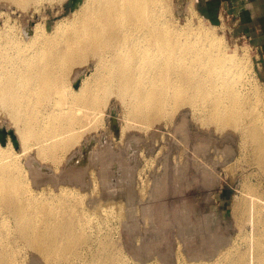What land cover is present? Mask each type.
<instances>
[{
    "label": "bare ground",
    "instance_id": "6f19581e",
    "mask_svg": "<svg viewBox=\"0 0 264 264\" xmlns=\"http://www.w3.org/2000/svg\"><path fill=\"white\" fill-rule=\"evenodd\" d=\"M40 1L0 0V8L5 10L15 5L24 11ZM69 4L71 19L58 23L51 33L39 24L33 31L25 27L23 38H17L9 48L4 45L10 44L11 39L0 35V116H9L17 124L14 133L22 149V154L14 151L9 135L4 149L0 148V264L130 263L113 237L101 230V223L109 226L110 231L115 221L124 222L126 201L104 206L102 199L107 197L100 192L97 181L90 191H85L82 173L75 175L73 170L70 175L69 171L78 157L72 148L81 142L86 131L90 116L87 110L96 111L105 106L109 96H115L124 105L130 122L146 125V128L161 122L174 126L175 130H171L176 131L186 148L192 141L189 123L192 121L198 125L196 133L204 130L211 136L213 131L221 132L226 133V140H233V132H237L241 138L240 153L249 151L244 155L264 166V113L259 107L258 91L246 92L242 85L241 63L246 57L230 53L222 38L202 27H197L196 31L188 23L183 28L173 27L167 12L162 10L167 6L166 0H69ZM89 57L95 65L94 73L85 77L74 91L73 80L69 77L71 70ZM84 107L85 112L82 111ZM188 114L192 121L188 120ZM111 115L113 118L114 113ZM177 116L183 118L179 123ZM111 123L113 130L118 131L115 118ZM134 126L142 130V126ZM126 129L128 126L122 128L120 137L125 138ZM196 133L195 136L203 135ZM210 140L196 139V145H192V153L201 161H193L199 177L203 176L198 185L208 190L217 184V169L208 168L210 160L205 158V152L210 148L219 149L218 142L213 137ZM33 148L36 149L35 159L54 165L56 175L47 173L49 179H43L38 164L28 159ZM223 151L226 162L234 159V146H227ZM23 156L28 159L26 164L22 162ZM190 160L187 158L186 164L172 174L168 172L163 179L158 178L151 195H162L166 192L165 186L169 188L170 185L174 191L183 192V186L191 183ZM62 164L65 165L63 170L60 169ZM104 173L106 185L110 181L109 178L105 180ZM143 186L129 194L145 197L150 186ZM245 186V191L252 195L249 198L243 195L239 210L236 204L233 213L251 215L249 221L253 229L246 235L250 246L245 248L249 252L233 244L220 228L216 231V226L210 228L214 218L211 219V214L195 223L196 213L192 216L195 206L184 201L183 207L171 206L170 211L162 205L146 208L155 212L160 245L154 249L145 248L141 259L146 260L154 250L159 251L165 264H178L179 254L176 255L174 247L165 240L167 232L175 233L169 229L177 227L187 255L195 260L181 264H264V198L255 196L256 188L247 183ZM91 199L100 201L96 211L88 205ZM221 223L222 220L217 226L225 222ZM205 232L208 237H203ZM30 252L34 253L31 258Z\"/></svg>",
    "mask_w": 264,
    "mask_h": 264
},
{
    "label": "rangeland",
    "instance_id": "374dc122",
    "mask_svg": "<svg viewBox=\"0 0 264 264\" xmlns=\"http://www.w3.org/2000/svg\"><path fill=\"white\" fill-rule=\"evenodd\" d=\"M68 3L69 0H62L57 2L41 0L38 3H34L30 6V8L24 11H21V9L19 10L15 5H10L11 8L10 6H7L8 8H6L5 10L0 8V29H2V34H0L1 38L11 39V43L8 45H4V47L9 48L11 47L12 43H16L17 38H23L22 30L25 27H28L33 31L35 25L39 24L44 29L46 27L48 33H51L58 23H63L70 20L72 14H70L71 10ZM166 4L167 6H163L162 10L167 12L169 20L173 22V27L177 26L183 28L187 26V23L190 24V28L195 31L197 27H202L207 32L213 34L215 37L222 38L223 43L229 48L230 53H237L239 57H246V59L244 58L245 61L241 63L243 73L242 85L246 92H253L255 90L258 91L261 98L259 107L264 113V0H166ZM189 9L192 11H190ZM2 13L6 17H3ZM7 14L9 15V18ZM94 68L95 65L92 62L91 57L87 58V60L83 63L77 64L73 67L69 77L73 80L72 89L74 91H76L75 85L77 83H79L80 85L81 81L85 77H88L94 73ZM250 89H252L253 91H251ZM78 106L79 105H76L75 107L78 108ZM85 109V107L82 108V111L85 112L87 110ZM87 111L90 113V116L89 120L84 119L88 120V122L86 121L88 124L86 123L87 125L85 126L86 131L84 132V137L81 139V142L77 146L72 148V152H75V155L78 157L76 158L77 160H74L77 163L73 161L71 166L72 169L69 168L70 175H73V170V172H75V175H77V172L78 175L82 173V183L86 186L85 191H90V189H92L94 186V181L96 180L99 187L101 188L100 192L106 194L107 197L106 199H102V204L104 206L114 201H126V217L124 218V222H122V220L115 221V226L110 231L109 226L101 223V230L104 231L107 236H112L115 244L119 245L124 253L127 254L126 256L130 259V263L128 264H136L137 262H139L138 264H152L153 261L155 264H157V262H159L158 260H160L159 263L165 264L158 254L159 251L155 252L153 250V252L148 255L149 257L146 260L141 259V255L145 254V248L149 247L151 249H154L160 245L159 238L157 236V219L156 216H154L155 212L147 211L146 208L162 205L165 207L167 206L169 209L167 207L166 209L170 211L172 207L177 205L183 207L184 201L195 206V211H197H194L192 214L193 216L196 213V215L193 216L195 218L193 219L195 223H197L198 221H202V216H210L211 214V219L213 217L214 218L212 219L213 222L210 225V228H214V226H216L214 231H216L217 228H220L219 230H223L222 232L227 237L231 238L233 244L236 243L239 247L242 248L243 251H248V249H245L250 246L249 242H246V235H249V233L253 229L251 222L249 221L251 215H242L240 213L235 214L233 213V210L236 204L237 210H239L241 202L240 199L243 195H247L246 198L248 196L251 197L252 195L250 193H247V190L245 191L246 183L256 188L257 191L255 192V196H260L261 199L264 198V166L258 165L253 157H246L244 155L249 151L245 150L246 153H240L241 138L239 137V134L237 132H233V136H235L233 137L234 141L230 140L229 138L228 140H226V133H214L213 131L211 133V136L206 134L208 131L204 132V130H202L200 133H196L198 131V125H196L197 123L192 121V116H190V113L188 112V118L190 117L188 120L192 121L195 124L189 122L191 133L190 141H192L190 142L189 148H186L185 144L180 141L179 135L176 134V131L173 132L175 130V128H173L174 126H168L161 122L159 123V125L158 123L155 124L156 127L154 125L152 128L148 127V129L146 128V125L130 122L126 117L124 105H122L115 96H109L107 104L100 109L96 111ZM83 112H79V114H83ZM112 112L114 113L113 118H115L116 120L118 131H114L112 128ZM177 118V123L181 122L183 119L181 116H177ZM134 125H137V127L142 126V130H140V128H136ZM127 126L129 129H126L125 131V138L121 136L123 140H125L123 142L122 138L120 137V131H122V128H125ZM17 127V124L13 120H11L9 116H0V128H7V130L9 128L15 131ZM144 127L145 130H143ZM171 129H173V131ZM229 130H231L230 132H232V129ZM226 131L229 132L228 129ZM195 133L199 135L203 133V138L198 135L195 136ZM220 134L221 136L223 135L222 138ZM207 137L210 139L211 137H213L215 141L218 142L217 144L219 146V149L217 150L210 148L205 152V158L208 159V161L210 160L208 162V168L217 169V171L215 172L217 174L215 176V179H217V184L214 187L209 188L210 190H208L207 188L201 189L199 187V185H201V183L199 182V178H203V176L201 175L202 177H199L200 173L194 163H201V161H199L198 158L196 159L195 155L192 153L194 152L193 146L196 145L197 141L200 139H204L205 141L210 140ZM196 139L197 141H195ZM170 144L173 147L170 146ZM4 146L5 145H2L0 143L1 149H4ZM227 146H231V148L234 146L236 150V154L233 157L234 159L228 162H226L227 160L225 158V152L223 151L226 150ZM12 147L15 152H17L18 154H22L21 147L15 148L13 144ZM35 148L31 150L30 157L28 159L30 160L32 158L33 160H35V162L38 164V168H40V170L42 171L40 172V174H42L43 179H49L50 176L47 175V173L56 175V168L54 167V165L43 162L41 163L37 159H35V152L37 149ZM119 153L121 156L119 155ZM79 154L81 155V157ZM101 154L104 155L101 156ZM132 154L135 155V157H131ZM220 156L223 158L219 159ZM94 157H97V159ZM101 157H103L104 159ZM115 157L117 158L115 159L116 161L114 160ZM22 158V162L26 164L28 159H25L24 156ZM187 158L191 161V167L189 171V178L191 177L189 179L191 182L190 185H187L185 180V183H183L186 185H184L182 188L183 192L174 191L173 185H170L171 187L169 186V188L165 186L166 192H164L162 195L157 197L152 196L151 192L153 190V187H155V185L157 184V181L159 179H163V177L166 176L168 172H171L172 174L174 171L184 166L187 162ZM194 160L195 162H193ZM220 160L222 161L220 162ZM112 162L113 164L116 162L117 163L113 165ZM64 166L65 165L62 164L60 166V169L63 170ZM42 167H44L45 169H41ZM170 167L171 169H169ZM128 168H130V171L128 170ZM116 171L118 172V174H116ZM125 171L126 173H129L128 176L126 175ZM103 173L106 177L105 180L109 178L108 180L110 181V183L106 185L105 183H103ZM198 173L199 175L197 177ZM70 175L67 174V176ZM83 175L85 177H83ZM135 180L137 183L135 182ZM141 185H144L143 187L145 188L150 186V188H147L148 194L145 196L148 198H140L138 194V196L129 194L131 190L134 191ZM109 186H112V189H110ZM170 189L172 192L168 191ZM212 192L215 193L212 194ZM123 193H126V195H122ZM208 198L211 199L209 200ZM201 199L202 201L205 200L206 202H208V205H204V203L206 202H202ZM161 201L164 202V204ZM151 202L154 203L151 204ZM166 203L169 204V206L166 205ZM88 205H91V207L96 211L99 208L100 201L97 199H91L90 202H88ZM209 210H211L212 213ZM218 212L220 215L218 214ZM197 213L200 216H197ZM96 218L97 220L99 219L98 216H96ZM221 220L222 223H225H221V226H217L218 222ZM148 225L151 226V229H149V231L147 230L149 227ZM176 228H174L175 230L169 229L173 232L175 231V233L171 232L170 234V231H166L167 235L165 234V240L168 242L169 246H171L172 248L174 247V252L176 253V255L179 254L177 255L180 258L178 264H181L182 262H194L195 260L187 255L183 242L180 239L178 229ZM153 230L155 231L154 233ZM224 230L227 232H224ZM204 234L206 236L202 234L203 237H208L209 235L208 232H205ZM177 238L180 240V242ZM174 239L177 241H175ZM148 242L151 243L148 244ZM180 245L181 247H183L180 248ZM139 248H143L142 251L138 250ZM32 254L34 253L30 252L29 257ZM181 255L183 256V258ZM181 259H186L187 261ZM134 260L136 261V263Z\"/></svg>",
    "mask_w": 264,
    "mask_h": 264
},
{
    "label": "water",
    "instance_id": "95a60500",
    "mask_svg": "<svg viewBox=\"0 0 264 264\" xmlns=\"http://www.w3.org/2000/svg\"><path fill=\"white\" fill-rule=\"evenodd\" d=\"M69 7H70V10H71L70 4H69ZM78 86H79V83H77L75 85V88H78ZM8 135L11 137V140H12L15 148H19L18 141L16 139L14 131L13 130H7L6 128H1L0 129V143L2 145H5L6 142H7V136Z\"/></svg>",
    "mask_w": 264,
    "mask_h": 264
}]
</instances>
